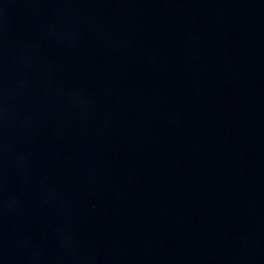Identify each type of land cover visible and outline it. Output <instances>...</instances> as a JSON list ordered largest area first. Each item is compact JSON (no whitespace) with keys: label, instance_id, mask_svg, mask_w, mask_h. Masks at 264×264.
<instances>
[{"label":"water","instance_id":"95a60500","mask_svg":"<svg viewBox=\"0 0 264 264\" xmlns=\"http://www.w3.org/2000/svg\"><path fill=\"white\" fill-rule=\"evenodd\" d=\"M0 264H264V0H0Z\"/></svg>","mask_w":264,"mask_h":264}]
</instances>
